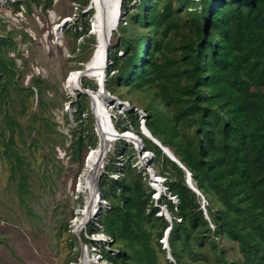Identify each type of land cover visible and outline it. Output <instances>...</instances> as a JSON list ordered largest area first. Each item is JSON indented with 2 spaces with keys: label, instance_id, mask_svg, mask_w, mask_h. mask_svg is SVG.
Here are the masks:
<instances>
[{
  "label": "trees",
  "instance_id": "trees-1",
  "mask_svg": "<svg viewBox=\"0 0 264 264\" xmlns=\"http://www.w3.org/2000/svg\"><path fill=\"white\" fill-rule=\"evenodd\" d=\"M54 1L17 0L13 7L18 12L23 5L31 12L33 6L51 9ZM88 1L83 0L81 10ZM91 11L79 23L77 36L90 37ZM117 28L122 33L112 34L103 89L117 100L124 101V91L149 97L140 108L144 124L190 173L207 215L186 173L142 134L141 116L127 101L131 108L114 112L113 127L119 133L133 128L143 140L166 191L156 206L146 175L116 146L98 180L110 208L97 222L115 251L104 252L105 259L158 264L169 229V264H264V0H122ZM15 49L11 34H0L1 110L10 88L17 87L16 59L10 54ZM34 84L42 94V81ZM82 86L89 91L97 87L83 81ZM83 98L72 105L76 126L70 149L77 162L85 149L92 150L86 162L97 149L92 128L83 127L84 115L92 116ZM6 119L10 138L4 155L14 177L21 157L11 146L19 123L8 114ZM122 155L127 161L121 166ZM20 182L23 190L26 181ZM161 207L170 221L159 214ZM95 229L93 222L87 227Z\"/></svg>",
  "mask_w": 264,
  "mask_h": 264
},
{
  "label": "rangeland",
  "instance_id": "rangeland-1",
  "mask_svg": "<svg viewBox=\"0 0 264 264\" xmlns=\"http://www.w3.org/2000/svg\"><path fill=\"white\" fill-rule=\"evenodd\" d=\"M90 1L82 10L83 0H55L51 9L33 6L29 12L22 5L20 12L5 9L1 16L0 34L10 33L16 44L10 54L16 59L14 83L17 87L10 88L9 100L0 109V264H84L85 256L81 255L80 241L72 232L71 222L87 194L84 189L78 191L91 150L85 149L78 162L71 159V129L76 126L72 105L80 100L81 93L71 87L70 81L74 73L84 69L95 51L96 20L95 11L89 10ZM90 11L93 15L90 37H79V23ZM117 26L114 33L121 34ZM113 42L114 36L109 48ZM34 80L42 81V94ZM93 82L96 83L94 78H85L83 85L90 86ZM93 93L96 91L88 94ZM100 93L107 110L113 107L110 111L114 116L115 111L120 113L121 109L105 98V92ZM124 93V101L138 109L150 101L139 93ZM82 95L85 96L82 102L92 115H84L83 127L92 128L93 149L98 148L92 100ZM7 114L19 123L14 127L15 143L11 146V151L21 157L14 177L4 155L10 138L6 129ZM117 145L133 160L134 145L119 138L108 146L98 177L104 172L110 155L116 153ZM20 178L26 181L23 190ZM204 215L207 214L204 212ZM168 261L166 253L160 252L158 264H169Z\"/></svg>",
  "mask_w": 264,
  "mask_h": 264
},
{
  "label": "bare ground",
  "instance_id": "bare-ground-1",
  "mask_svg": "<svg viewBox=\"0 0 264 264\" xmlns=\"http://www.w3.org/2000/svg\"><path fill=\"white\" fill-rule=\"evenodd\" d=\"M121 0H91L90 1V10L95 11V20H96V45L95 51L90 58V60L85 64V67L82 71L74 73L71 78V87L76 91H85V88L82 86V81L84 78H94L96 84L103 83L104 70L107 62V48L110 44L111 36L114 32V29L119 22V6ZM101 92H105L103 86L96 93L88 94L92 100L93 113H95L97 119V129L99 137V146L92 153V156L88 159L87 170L81 181V188L87 190L89 195L94 198L91 200L90 204H93L92 207H87L83 211V216L79 219L78 226L81 227L84 223L87 222L89 217L93 214V211L98 207L99 201L96 198V180L99 175V170L101 163L103 161L105 153H107V148L111 142L114 140V136H118L119 133L113 127L111 120L109 118V111L105 103L101 102ZM90 91H88L89 93ZM101 94V95H100ZM106 96V94H105ZM104 97V96H103ZM102 97V99H103ZM106 98V97H105ZM119 107L123 106L122 104L117 105ZM126 108V107H122ZM145 134L148 135L146 130ZM124 139L130 142L135 143V146L138 148L141 146V143L136 140L133 136L128 133L124 134ZM149 137V136H148ZM151 137V136H150ZM149 137V138H150ZM153 137V136H152ZM154 138V137H153ZM155 139V138H154ZM157 140V139H156ZM170 152V150H169ZM172 153V152H171ZM87 164V163H86ZM89 204V205H90ZM96 204V205H94ZM84 264H88L89 260L87 257L83 258Z\"/></svg>",
  "mask_w": 264,
  "mask_h": 264
},
{
  "label": "built area",
  "instance_id": "built-area-1",
  "mask_svg": "<svg viewBox=\"0 0 264 264\" xmlns=\"http://www.w3.org/2000/svg\"><path fill=\"white\" fill-rule=\"evenodd\" d=\"M16 1L17 0H0V17L2 16L5 9L6 10H9V9L14 10L13 4H15ZM20 11H18V12H20ZM105 94H106L105 97L107 98L108 101H110V99L113 100L114 105L122 104L126 107V109L122 108L120 113L123 114V112L125 110L131 108L126 101L117 100L116 98L112 97L111 95H109L106 92H105ZM112 108L108 109L110 120L115 119V116L113 115L112 111H110V110H112ZM133 110L138 112V114H140V116H141L140 128H141V131L144 132V129L146 127L144 124V120L142 118L143 112L136 107H133ZM125 133H131V134L135 135L133 128H130L129 130H126V131L120 133L116 137L124 139L123 136ZM135 136L138 137L137 135H135ZM141 142H142V140H141ZM134 153H135V155H134V158L132 160V166L136 169H140L143 172V174L146 175L147 183H148L149 187L154 191L152 196L154 199V204L156 205L158 200L160 199L161 195L165 193L166 187L164 185V178L159 176L151 167V163L153 161L154 154L145 149L143 142H142V145L138 147V149H136L134 147ZM118 159L121 161V163H120L121 166L124 165L127 161V158L125 157V155L119 156ZM110 177L115 180V179H118L119 175L112 174V175H110ZM98 178L96 180V198L99 201V206L95 209V211H93V214L89 217L87 222L84 223L81 227H79L78 222H79V219L83 216V211L87 207L89 208V207L93 206V204H90V202L94 198V196L91 197L89 195V192L87 190H85V192H87V194L85 197H83L82 208L78 209V212L76 213L75 218L71 222V227H72V232L75 234L78 241H80L81 255L88 258V260H89L88 264H112L111 262H109L104 257V252H115L114 249L111 247L112 246V244H111L112 239L104 232V229L102 228V226L97 222V218L100 215V213L103 210L110 208L109 203L102 198V196L98 190V180H99ZM81 191H83V189L80 188V190L78 192H81ZM200 198H201V202H202V208L205 212L204 207H205L206 203H205L202 196H200ZM170 199L172 200V202L174 204L178 203L177 199H175V198H170ZM94 205H96V204H94ZM159 214L164 215L165 217L169 216L168 211L164 207L160 208ZM90 222L91 223L93 222L94 226L96 227V229L94 231H88L87 230V224H90ZM81 234H82V236L80 237L79 235H81ZM164 246H166L165 243H164ZM82 256H81V258H82ZM79 264H81V262Z\"/></svg>",
  "mask_w": 264,
  "mask_h": 264
},
{
  "label": "water",
  "instance_id": "water-1",
  "mask_svg": "<svg viewBox=\"0 0 264 264\" xmlns=\"http://www.w3.org/2000/svg\"><path fill=\"white\" fill-rule=\"evenodd\" d=\"M121 2H122V0L120 1V6H119V16H120V7H121ZM90 9V8H89ZM119 19V18H118ZM119 21V20H118ZM67 23H66V21L64 20L63 21V23H62V25H66ZM117 24H118V22H117ZM108 49H109V46H108V48H107V53H108ZM107 53H106V55H107ZM98 86L99 87H101L102 86V84H98ZM101 88H98V90L97 91H99ZM81 94H86V95H88V90H86L85 89V91L83 92V91H81L80 92ZM89 96V95H88ZM110 102L111 103H113V100H111L110 99ZM144 130H146V132L148 133V135H146L145 134V132H142V134L145 136V137H147V138H149L150 136V138L149 139H151V141L162 151V153L167 157V158H169L172 162H174L176 165H178L186 174H187V184H188V186L190 187V189L193 191V192H195L198 196H201V194H200V192L197 190V188L194 186V184H193V182H192V180H191V176H190V173L188 172V171H186V168L178 161V159L171 153V151L169 152V149L168 148H166V147H164V146H162L161 145V143L158 141V140H156V139H154L153 137H152V135L150 134V132L145 128ZM149 136V137H148ZM144 150V149H143ZM166 252V256H167V259L169 260V261H171V262H173L172 261V259H171V256H170V253H169V250H168V248H167V250H165Z\"/></svg>",
  "mask_w": 264,
  "mask_h": 264
},
{
  "label": "clouds",
  "instance_id": "clouds-1",
  "mask_svg": "<svg viewBox=\"0 0 264 264\" xmlns=\"http://www.w3.org/2000/svg\"><path fill=\"white\" fill-rule=\"evenodd\" d=\"M90 10V9H89ZM99 84V83H98ZM98 84H96V89L95 90H98V88H101V87H99L98 86ZM102 85H103V83H102ZM86 90H91V89H86ZM95 90H92V91H95ZM111 123H112V120H111ZM113 124V123H112ZM146 127V126H145ZM147 129V128H146ZM140 130H141V128H140ZM148 130V129H147ZM142 132V131H141ZM119 133V132H118ZM120 134V133H119ZM136 135V134H135ZM138 136V135H137ZM139 137V136H138ZM140 138V137H139ZM117 139H119L118 137H116V136H114V140L113 141H115V140H117ZM123 139V138H122ZM141 139V138H140ZM142 140V139H141ZM151 140V139H150ZM142 142H143V140H142ZM187 171V170H186ZM186 181H187V174H186ZM202 203V202H201ZM203 209V208H202ZM168 215H169V213H168ZM164 216V215H163ZM165 217V216H164ZM166 219H168L169 221L171 220V217H170V215L168 216V217H166ZM168 231H169V229H167L166 231H165V234H164V238H163V240L161 241V243H162V245H163V248L165 249V250H167V241H166V238H167V234H168ZM164 243H165V245L166 246H164Z\"/></svg>",
  "mask_w": 264,
  "mask_h": 264
}]
</instances>
